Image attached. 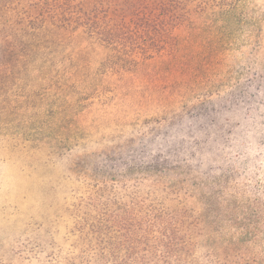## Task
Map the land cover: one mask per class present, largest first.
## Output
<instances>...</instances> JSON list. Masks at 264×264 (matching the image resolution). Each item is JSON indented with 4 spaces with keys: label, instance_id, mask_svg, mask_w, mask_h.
Here are the masks:
<instances>
[{
    "label": "rangeland",
    "instance_id": "374dc122",
    "mask_svg": "<svg viewBox=\"0 0 264 264\" xmlns=\"http://www.w3.org/2000/svg\"><path fill=\"white\" fill-rule=\"evenodd\" d=\"M30 2L0 0V264H43L82 187L173 149L203 195L264 231V0H244L242 20L196 16L174 56L117 73L93 37ZM209 226L201 249L222 254Z\"/></svg>",
    "mask_w": 264,
    "mask_h": 264
},
{
    "label": "trees",
    "instance_id": "16d2710c",
    "mask_svg": "<svg viewBox=\"0 0 264 264\" xmlns=\"http://www.w3.org/2000/svg\"><path fill=\"white\" fill-rule=\"evenodd\" d=\"M41 2L39 12L93 37L106 51L101 66L114 73L174 56L180 46L177 31L189 28L196 16L222 19V23L229 21L225 17L242 20L245 16L244 0H31L29 7L37 10ZM197 103L189 112L200 113ZM170 113L154 121L157 128L183 114ZM175 150L156 154L151 162L132 164L121 174H112L115 180L103 175L91 187H82L72 203L68 233L40 262L264 264V231L259 222L238 214L232 201L221 198L214 188L203 195L204 182L187 179L177 170ZM134 169L135 173L142 170L139 180L132 176ZM172 173L183 177L170 179ZM195 201L203 206L197 208ZM209 225L220 236L222 254L201 249Z\"/></svg>",
    "mask_w": 264,
    "mask_h": 264
}]
</instances>
